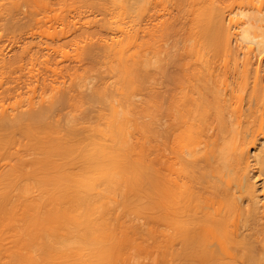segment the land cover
Returning <instances> with one entry per match:
<instances>
[{
  "label": "bare ground",
  "instance_id": "1",
  "mask_svg": "<svg viewBox=\"0 0 264 264\" xmlns=\"http://www.w3.org/2000/svg\"><path fill=\"white\" fill-rule=\"evenodd\" d=\"M94 2L60 65L3 40L0 264H260L264 0Z\"/></svg>",
  "mask_w": 264,
  "mask_h": 264
},
{
  "label": "rangeland",
  "instance_id": "2",
  "mask_svg": "<svg viewBox=\"0 0 264 264\" xmlns=\"http://www.w3.org/2000/svg\"><path fill=\"white\" fill-rule=\"evenodd\" d=\"M76 0H0V18H2V15H4L3 17H6V19H0V32H1V39H0V49L2 48V46L4 47V41H5V46L6 45H8V46H6V48L7 47H9V44H11V43H14L12 46L10 45V48L8 49H6L5 47V49H6V51H5V49L4 48H2V52L4 53V55L6 56V57H8V58H10V60L11 61H13V59H17V57H18V55H19V53H20V51H21V48L26 44V46L29 44L30 46H31V50H33V51H31L30 50V53L32 54H34L35 56L37 55V54H39L37 57H39V58H41V56H43V58L42 59H40V60H43L44 59V56L45 55H47V54H45V55H43V53H47V51L49 52V55H52V57L50 58L49 56V59H51L52 60V58H53V55H54V53L56 54L55 55V57L53 58V61L54 62H56L55 61V59H58L57 60V63L60 65V58H61V53L59 54V50H57V51H55V49L53 50L54 52H52V48H50V47H48V46H51V45H55L56 43H57V45L56 46H54L55 48L58 46V45H61L62 46V42H63V48H65V49H70L71 47L70 46H74L73 44H72V42H73V36L69 33H67V34H65V35H67V36H65V38L66 37H68V39L70 38V42L71 43H69V40H68V42L67 43H65L66 42V39L65 38H63L64 36H61L63 39H61V37H59V38H57V40H56V36L57 35H59V32H58V30H59V27H60V24L58 23V22H61L60 21V17L62 18V15H60L59 16V11H60V13H61V11H62V9H64V11H66L67 9H68V7H70L71 5H72V3L74 2V3H77V4H79L78 2H75ZM77 1H79V0H77ZM83 1V0H82ZM86 1H88V0H85V2ZM90 1V3H88L89 4V8L91 9V12H90V14H87V15H89L90 17L92 16L93 17V15H91V14H95L94 12H96V16H98V17H96V18H99L100 19V21H102V16L104 17V15H101L100 13H102V11L101 10H98V9H100L101 7H99L98 6V9H97V5L94 7V4H93V1H95L94 3L96 4L97 3V1L98 2H101L99 5H101L102 4V1H104V0H89ZM14 3H16V5L14 4ZM73 3V4H74ZM87 3V2H86ZM107 3V6H109V8L106 6V4H104V6L103 7H106L108 10L110 9V6H112L111 4H110V2H106ZM82 3H80V8L81 7H83L82 9H84V13H83V11L81 12V10H79L80 8L79 7H77V5L75 4V6L78 8V11L76 12V10H77V8L74 6L73 8H75V11H74V9H72V6H71V10H69V12L70 11H74V14H73V12L71 13H69V12H66V17L68 16V18H70V17H72L71 15L69 16V14H72L74 17H72V18H70V19H75L76 20V18H77V20H78V18L81 16V15H83V14H85V12L86 11H88V12H86V13H89V8L86 6V4L84 3L83 5H85V6H83V5H81ZM90 4H92L93 5V7H92V5L90 6ZM110 4V5H109ZM85 7L88 9H85ZM103 7H102V9H103ZM67 8V9H66ZM106 8H104L103 9V11H105L106 12ZM61 9V10H60ZM66 9V10H65ZM107 10V13L109 12V14L111 13L110 11L111 10H109L108 11ZM113 10H114V7H113V9H112V12H113ZM64 11H62V13L64 14L65 12ZM101 11V12H100ZM75 12H76V14L79 16V13H80V16L78 17H75ZM61 13V14H62ZM104 13V12H103ZM68 14V15H67ZM33 16V18H34V20H33V22L31 23V24H28V23H25L26 22V19H27V17L28 16ZM107 15L108 14H106L105 13V17H107ZM57 16H59V17H57ZM84 17H85V15H83ZM64 17V16H63ZM82 17V16H81ZM80 17V18H81ZM84 17H82L83 19H84ZM87 17V16H86ZM104 17V18H105ZM9 18V19H8ZM80 18H79V20H80ZM36 19V20H35ZM82 19V20H83ZM57 20H58V22H57ZM81 20V21H82ZM59 24V25H58ZM58 26V27H57ZM57 27V28H56ZM12 28L13 29H15L14 31L16 32L15 34H14V32L12 31ZM11 30V31H10ZM103 30V31H102ZM97 32H100L99 30H96ZM101 31L103 32V33H105V34H103L102 32V35H105V36H102V35H100L101 33H97L96 32V34H98V35H96L95 36V34H94V36L95 37H93V41H99V39H104V37H106V34H109L107 37L109 38L112 34H110V33H112V32H109V30H106L107 32H104V29H101ZM11 33H13L14 34V39H13V41L11 40L10 41V39L9 38H11L12 39V34ZM21 33V35H20V38L19 37H17L16 35H18V34H20ZM95 33V32H94ZM10 34H11V36H10ZM6 35H9V42H8V39H6ZM69 35V36H68ZM70 35L72 36V37H70ZM17 38H16V37ZM19 36V35H18ZM60 36V35H59ZM55 37V38H54ZM97 37H99V39L97 38ZM101 37V38H100ZM103 37V38H102ZM15 39H17V40H19V41H15ZM21 39V40H20ZM26 40V42L24 41V40ZM51 39H53V40H51ZM71 39H72V41H71ZM98 39V40H97ZM105 39H107V38H105ZM4 40V41H3ZM6 40H7V43H6ZM27 40H28V42H27ZM56 40V41H55ZM63 40H65V42L63 41ZM109 40V39H108ZM107 40V41H108ZM167 45L165 46V48H167V46L170 44V37L169 38H167ZM170 40V41H169ZM2 41H3V43H2ZM25 43H24V42ZM54 41V42H53ZM58 41H59V43H58ZM11 42V43H10ZM15 42H16V44H15ZM19 42H20V44H19ZM24 43V45L20 48V47H18V46H21L23 43ZM31 42V43H30ZM61 42V43H60ZM172 42V41H171ZM19 45H18V44ZM32 43H34V46L36 45V47L35 48H37V46L40 44V48L38 47L37 49H36V51H35V49L33 48V45H31ZM37 43V44H36ZM70 45H69V44ZM64 44H66V46L64 45ZM98 44H99V42H98ZM15 45H18L17 47L15 46ZM28 45V46H29ZM171 45V44H170ZM170 45H169V48H170ZM29 46V47H30ZM52 46V47H53ZM69 46V47H68ZM47 47H48V49H47ZM16 48V50H18V49H20L19 51H17V53L16 52H14L15 50L14 49ZM72 48H74V47H72ZM71 48V51H72V53H74L75 51H73V49ZM11 49V50H10ZM14 51H13V50ZM42 50V53H41V50ZM67 49V50H68ZM97 49H100L101 50V48H97ZM7 50L10 52L9 53V55H11V56H13V58L10 56H7ZM68 51H70V50H68ZM71 51H70V53H71ZM14 52V53H13ZM36 52H37V54H36ZM39 52V53H38ZM69 53V55H67V56H70L71 58H72V60H71V62H70V59L71 58H67L66 56V60H69L68 62L66 61V60H63V62L61 61V65H63L64 63L66 64V62H67V64H69V63H71V65H75V63H77L76 65H77V67H80V68H83V67H85V66H89V64L91 65V59L89 60V64L87 63V60L89 59V57H87L86 59H85V57H86V55H85V57L83 58V59H81V57H80V59H79V57H78V59H79V61H78V59H77V56H76V58L75 59H77L76 61L77 62H74V63H72L73 62V60H74V58H73V55L72 54H70ZM41 54V55H40ZM17 56V57H15L14 58V56ZM60 55V56H59ZM74 56H75V54H74ZM26 57V56H25ZM63 57V56H62ZM27 58V59H26ZM25 59H26V61H29V62H27V64L24 62V57L22 58V60H23V62L24 63H22V60H21V65H23V64H25V65H23V67H21V68H23V69H27V66H29V65H31V64H33V63H36L37 64V62H35L33 59H31L29 56H27ZM64 58V57H63ZM62 59V58H61ZM101 59L103 60L104 59V57L102 56L101 57ZM39 60V61H40ZM80 60H81V63H82V60L83 61H85V63L83 62V66H82V64H80L79 62H80ZM34 61V62H33ZM37 61V60H36ZM31 62H33V63H31ZM63 63V64H62ZM36 64H34V66H36ZM38 64H39V62H38ZM79 64V65H78ZM40 65V64H39ZM36 66V67H42V66H44V65H42L41 64V66ZM75 65V66H76ZM33 66V67H34ZM25 67V68H24ZM35 67V68H36ZM43 69V68H42ZM42 69H40L41 71H42ZM102 70L104 69L103 67L101 68ZM25 70H22V74H24L25 75V73H26V71ZM44 70V69H43ZM19 71V73H20V75H21V79L20 80H25L23 77H25V76H27L28 75V73H26L27 75H25V76H23L22 74H21V70H16V73H13V75L15 74L16 76H15V78L16 77H19L18 76V74H17V72ZM42 74L44 73V72H41ZM12 75V76H13ZM103 76H105L104 75V73L102 74ZM99 77V76H98ZM97 77V80H99V78ZM26 78H28V76L26 77ZM19 80V81H20ZM19 81H18V83H19ZM21 83V82H20ZM261 253H262V258H261V262H260V264H264V249H262V251H261ZM239 264H243V263H241V262H239Z\"/></svg>",
  "mask_w": 264,
  "mask_h": 264
}]
</instances>
